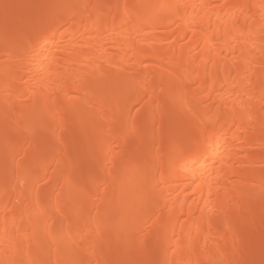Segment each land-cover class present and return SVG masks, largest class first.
<instances>
[{
    "label": "bare ground",
    "instance_id": "6f19581e",
    "mask_svg": "<svg viewBox=\"0 0 264 264\" xmlns=\"http://www.w3.org/2000/svg\"><path fill=\"white\" fill-rule=\"evenodd\" d=\"M36 4L0 1V264H264V0Z\"/></svg>",
    "mask_w": 264,
    "mask_h": 264
},
{
    "label": "rangeland",
    "instance_id": "374dc122",
    "mask_svg": "<svg viewBox=\"0 0 264 264\" xmlns=\"http://www.w3.org/2000/svg\"><path fill=\"white\" fill-rule=\"evenodd\" d=\"M1 2H3V0H0ZM5 1V13H8V11H10L11 8H21V7H30L31 10H34V8L36 7V2L39 0H18L16 3L14 4H11L10 2H7L6 0ZM50 17H52V15H49ZM48 16L49 20H51V18ZM6 109L2 110L0 112V116L3 115V117L7 116L6 114H8V111H6ZM3 113V114H2ZM2 118V117H1ZM82 137H83V134L82 132H80V137L74 142L73 145H71V150L73 152H76V154L78 155V164L76 165V169L77 170H80L81 167L80 165H82V163L84 162V159L87 157V148L86 147H80V144L82 142ZM25 138H23V142L25 141L24 140ZM53 139L51 137H49L47 140H46V145H49V150H51L52 152H64V147L63 146H51L50 143ZM21 141V139H20ZM6 145L4 144L3 142V136H2V133H0V149H4ZM117 149V148H116ZM36 157L33 160H35ZM93 169L95 172H99L101 171L102 169V166H93ZM8 170L10 171L11 170V167L9 166ZM112 209H114V207H111ZM108 235V234H107Z\"/></svg>",
    "mask_w": 264,
    "mask_h": 264
}]
</instances>
